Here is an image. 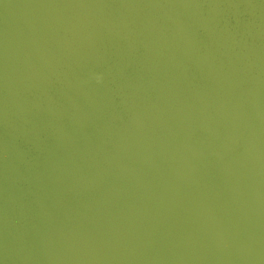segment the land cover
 <instances>
[{"label":"water","instance_id":"water-1","mask_svg":"<svg viewBox=\"0 0 264 264\" xmlns=\"http://www.w3.org/2000/svg\"><path fill=\"white\" fill-rule=\"evenodd\" d=\"M0 264H264V0H0Z\"/></svg>","mask_w":264,"mask_h":264}]
</instances>
